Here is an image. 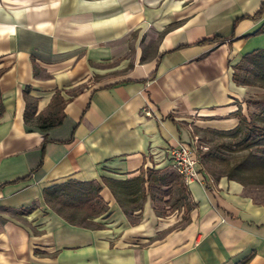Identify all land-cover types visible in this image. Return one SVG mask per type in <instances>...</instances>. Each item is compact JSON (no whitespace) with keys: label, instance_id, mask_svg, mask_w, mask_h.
Here are the masks:
<instances>
[{"label":"crops","instance_id":"crops-1","mask_svg":"<svg viewBox=\"0 0 264 264\" xmlns=\"http://www.w3.org/2000/svg\"><path fill=\"white\" fill-rule=\"evenodd\" d=\"M263 3L0 0V264H236L250 255L247 264H264V204L240 183L200 172L203 182L185 187L182 225L169 206L158 217L149 194L130 224L102 181L174 172L170 147L238 127L254 88L236 85L233 67L264 49V34L242 39L264 28V14L239 21L226 43H195L229 37ZM26 88L36 101L29 121ZM56 91L64 118L42 131ZM70 180L101 185L108 208L91 227L44 199Z\"/></svg>","mask_w":264,"mask_h":264},{"label":"trees","instance_id":"trees-1","mask_svg":"<svg viewBox=\"0 0 264 264\" xmlns=\"http://www.w3.org/2000/svg\"><path fill=\"white\" fill-rule=\"evenodd\" d=\"M263 14L264 3L261 4L254 15L236 19L233 23V33L229 37L215 36L197 42L195 45L202 46L210 43H226L235 38L234 29L239 21L244 19L258 20ZM261 34H264V28H260L254 33L242 37V39ZM244 67L247 73L246 75L251 76V80L247 77L239 79L238 71ZM233 71V81L238 86L252 87L255 85L254 82L264 83V49L254 50L245 54L241 61L233 67ZM60 94V91L55 92L48 107V112L52 115L53 120L46 119L42 123H38L37 127L40 130L45 131L61 124L64 118V101ZM24 95L27 97L25 117L26 121H29L36 113V101L28 97L29 88L24 90ZM236 116L239 120V125L230 137H237L241 134L242 124H247L249 127L247 135L237 143V146L241 147L243 151H247V153L237 160L235 164L230 165L225 177L228 180H234L244 186V178L242 176H252L254 174L264 175V128L257 127L252 122L248 123L247 118L240 113L236 114ZM45 142L44 140V144ZM252 150H256L257 152H253ZM41 154V162L34 171L42 165V160L45 155L44 147H42ZM201 164L202 167H205L202 161ZM102 181L111 191L116 203L125 216H127L130 224H137L139 222L146 194L150 195L155 206V213L158 217L163 218L167 216L165 206H169L171 212L182 210V208L186 209L187 213L191 210V205L187 202L186 188L182 184L180 177L173 171L161 172L153 168H141L139 175L134 178L126 180L102 179ZM100 191L101 185L98 182H77L70 180L63 184L44 189L43 196L48 206L58 215L62 216L68 223L89 227L85 222L94 225L92 219L104 214L108 208L107 204L100 197ZM166 197L168 199L165 201L164 199ZM66 211H69L70 214ZM78 211L85 212V216L78 218L76 216ZM251 257L252 255L236 264H247Z\"/></svg>","mask_w":264,"mask_h":264},{"label":"rangeland","instance_id":"rangeland-1","mask_svg":"<svg viewBox=\"0 0 264 264\" xmlns=\"http://www.w3.org/2000/svg\"><path fill=\"white\" fill-rule=\"evenodd\" d=\"M131 63L132 62L129 63V66ZM246 74L245 67L239 70V79L247 77L251 80V76ZM254 83L255 85L252 86L254 88V93L249 95L246 100L244 116L247 118L248 123L252 122L255 126L264 128V83ZM48 118H50L49 114ZM241 129L242 132L237 137H230L234 131L216 136H196V147L198 148L200 163L199 172L206 173L209 179H217L226 176L230 165L235 164L237 160L247 153V151H243L241 147H238L237 143L247 135L249 127L247 124H242ZM252 151L257 152L256 150ZM201 161L205 167L201 166ZM242 177L244 178L243 187L245 194L251 197L254 202L264 204V175L254 174L252 176L246 175ZM66 212L70 214L69 211ZM76 214L78 218H83V216H85V212L83 211H78ZM174 214L178 215L179 219H181L182 225L186 223L188 214L186 209L182 208L179 213L177 212ZM85 224L91 227L90 223L85 222Z\"/></svg>","mask_w":264,"mask_h":264},{"label":"built area","instance_id":"built-area-1","mask_svg":"<svg viewBox=\"0 0 264 264\" xmlns=\"http://www.w3.org/2000/svg\"><path fill=\"white\" fill-rule=\"evenodd\" d=\"M145 114L149 115L146 109ZM197 137L189 145H177L170 147L169 155L174 172L181 178L185 187L192 183H202L200 179V163L198 158V148L196 147Z\"/></svg>","mask_w":264,"mask_h":264}]
</instances>
